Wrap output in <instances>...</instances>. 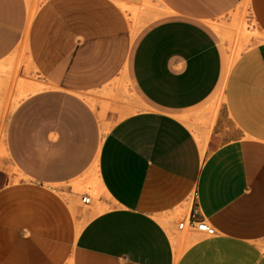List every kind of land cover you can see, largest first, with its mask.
I'll list each match as a JSON object with an SVG mask.
<instances>
[{"label":"crops","instance_id":"0c3cea01","mask_svg":"<svg viewBox=\"0 0 264 264\" xmlns=\"http://www.w3.org/2000/svg\"><path fill=\"white\" fill-rule=\"evenodd\" d=\"M157 2L137 36L114 0H48L44 87L18 83L6 130L0 264H264V0ZM240 6L257 36L231 61L208 25ZM181 218L216 233L185 245Z\"/></svg>","mask_w":264,"mask_h":264},{"label":"rangeland","instance_id":"374dc122","mask_svg":"<svg viewBox=\"0 0 264 264\" xmlns=\"http://www.w3.org/2000/svg\"><path fill=\"white\" fill-rule=\"evenodd\" d=\"M114 1L120 6L128 7L132 13L131 16L134 15L137 18L136 22L139 26L137 36L166 13L157 0ZM47 6L48 0H0V167L4 168L9 176L13 175L16 170L9 162L8 153L5 150L6 130L13 112L9 113L14 106L13 98L17 92L18 83L38 84L40 89L44 87L40 63L47 56V50H49L51 42L48 40L52 39L49 34L58 30L57 23ZM34 7L35 12L32 15L31 10ZM247 12L248 9L243 6L241 11L235 13L228 21L209 22L217 26L216 30L208 25L219 42L228 47L232 58L244 50L251 38L257 36L254 24L246 18ZM121 87L123 90L126 88L120 84L118 88ZM132 94L134 95V92L129 93V95ZM221 102L220 97L213 94L211 102H208L205 110L208 111V114L214 115ZM208 122L210 123V120ZM208 122L201 115L195 119V125H206ZM191 128L193 131L199 130L196 126ZM4 181L5 176L0 175V185ZM80 197H75V203L83 210L91 209L89 216H92L95 212V199L91 198L90 204L85 205L81 202ZM181 231L185 245L202 235L191 231L190 228Z\"/></svg>","mask_w":264,"mask_h":264},{"label":"built area","instance_id":"2783aa9c","mask_svg":"<svg viewBox=\"0 0 264 264\" xmlns=\"http://www.w3.org/2000/svg\"><path fill=\"white\" fill-rule=\"evenodd\" d=\"M83 204L90 203V197L83 195L80 197ZM178 229H184L185 227L192 228L196 232L204 235H214L216 230L206 220H191L189 218H181L177 222Z\"/></svg>","mask_w":264,"mask_h":264},{"label":"bare ground","instance_id":"6f19581e","mask_svg":"<svg viewBox=\"0 0 264 264\" xmlns=\"http://www.w3.org/2000/svg\"><path fill=\"white\" fill-rule=\"evenodd\" d=\"M31 11H32L31 13H32V15H33V14H34V12H35V7H34V8H32V10H31ZM134 31H135V30H134ZM238 55H239V54H238ZM238 55H237V56H238ZM237 56H236V57H237ZM236 57H235V58H236ZM235 58H232V57H231V59H230V60H231V61H233ZM2 93H3V92H2ZM6 110H7V109H6ZM11 110H12V109H11ZM11 110H10V112H9V113H11ZM70 204H71V203H70ZM74 205H75V204H74ZM71 206H72V204H71ZM74 207H75V206H74ZM72 208H73V207H72ZM74 209L76 210V208H73V210H74ZM161 222H163V223H164L166 226H168V225H167V222H166L164 219H163V220L161 219ZM185 228H188V227H185ZM185 228H184V229H185ZM184 229H182V230H184ZM171 235H172L173 241L175 242V241H176V239H175V235H174V233H172V232H171ZM179 253H180V250H179V249H177V257L179 256Z\"/></svg>","mask_w":264,"mask_h":264}]
</instances>
